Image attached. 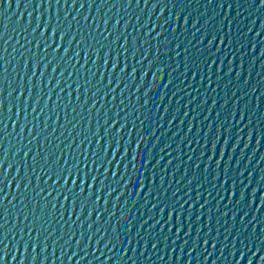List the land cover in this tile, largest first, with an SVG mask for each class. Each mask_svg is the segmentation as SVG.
Wrapping results in <instances>:
<instances>
[{"label":"water","instance_id":"water-1","mask_svg":"<svg viewBox=\"0 0 264 264\" xmlns=\"http://www.w3.org/2000/svg\"><path fill=\"white\" fill-rule=\"evenodd\" d=\"M0 264H264V0H0Z\"/></svg>","mask_w":264,"mask_h":264}]
</instances>
